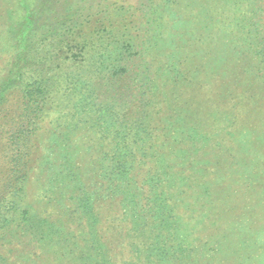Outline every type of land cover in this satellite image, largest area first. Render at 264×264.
Instances as JSON below:
<instances>
[{"label": "rangeland", "instance_id": "rangeland-1", "mask_svg": "<svg viewBox=\"0 0 264 264\" xmlns=\"http://www.w3.org/2000/svg\"><path fill=\"white\" fill-rule=\"evenodd\" d=\"M0 264H264V0H0Z\"/></svg>", "mask_w": 264, "mask_h": 264}, {"label": "trees", "instance_id": "trees-1", "mask_svg": "<svg viewBox=\"0 0 264 264\" xmlns=\"http://www.w3.org/2000/svg\"><path fill=\"white\" fill-rule=\"evenodd\" d=\"M67 39V37H65L62 41V43H65L66 47H70L71 45L77 46L78 44H81L82 41H80L79 39L76 40H70L68 39L67 41H65ZM91 41V40H90ZM86 42V41H84ZM86 45V44H85ZM89 46V45H86ZM63 47V45L61 44V48ZM75 48V47H74ZM64 50V48H62ZM65 51V50H64ZM81 51V50H80ZM67 54H65L64 52H61V54L58 56V60L59 62H65L66 65L65 67H67L66 69H63L61 72H59L57 75V81L54 80L52 83L54 85V87L51 90H47V92H44V94L42 95L43 92V86L46 85V83H48L50 81V78L48 77V71L45 70H37L38 71V75L41 76L39 78L34 79L31 82L27 83V87L24 91V100H25V110L31 109L32 111L29 113V115H31L32 117H35L37 115H39V112H41L40 109V104L44 103V101L47 99H49L48 94L49 93H56L57 95L59 94V89L56 87V85L60 86L63 85L64 82L67 81L66 87H65V91H66V96L68 97L71 93L75 92V82L76 80L73 78H78L76 77V74L78 72H75L73 74L69 73L68 69H70L72 67V65L75 66H79L78 65V57H66ZM72 61L73 63H69L68 61ZM85 60H88V58H86ZM81 61V60H80ZM45 65V64H44ZM83 62L81 61V66L80 67H87V66H82ZM89 67V66H88ZM64 75V77L62 78V76ZM51 85V84H49ZM47 85V87L49 86ZM77 93V94H76ZM72 97V96H71ZM71 97L69 98L71 101L72 99H78V92L76 90L75 92V96L71 99ZM29 119V118H28ZM26 128V127H25ZM25 129H21L20 130V135L17 138V140H20L23 136V134L25 133ZM23 148L19 147L18 151L15 155L14 158V162H15V172H17V174L20 172L19 166L21 164V162L23 161L24 163L27 161L26 158V152H28L27 148V142L22 143L21 144ZM165 241H167L166 236H162V240H160L159 242L162 243V246L167 245L165 243Z\"/></svg>", "mask_w": 264, "mask_h": 264}]
</instances>
